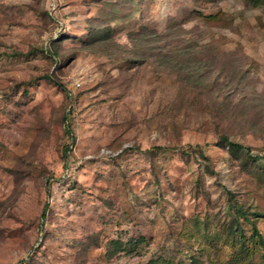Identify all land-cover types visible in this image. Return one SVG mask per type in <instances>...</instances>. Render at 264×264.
Segmentation results:
<instances>
[{"label": "rangeland", "instance_id": "374dc122", "mask_svg": "<svg viewBox=\"0 0 264 264\" xmlns=\"http://www.w3.org/2000/svg\"><path fill=\"white\" fill-rule=\"evenodd\" d=\"M224 136L264 155V0H0V264L259 263L227 225L264 241V161Z\"/></svg>", "mask_w": 264, "mask_h": 264}, {"label": "trees", "instance_id": "16d2710c", "mask_svg": "<svg viewBox=\"0 0 264 264\" xmlns=\"http://www.w3.org/2000/svg\"><path fill=\"white\" fill-rule=\"evenodd\" d=\"M178 27H180V25H178ZM182 28V26H181ZM113 36V30L112 28L108 27V28H103V29H100V30H95V29H91L90 32H89V41L88 42H84V43H90V44H94V43H99L101 41H105V40H110ZM129 38L130 40L132 41H146V42H149V43H152L154 41H162L163 43V46L160 47L161 48H165V47H168V46H171V43H174L176 41H182V36L180 35V33L178 31H174V29H168L167 32H160L157 30V28H154V29H151L148 25H143L138 31H135V30H132V32L129 34ZM189 42H191V40H189ZM187 49V47H186ZM182 54H185V51L183 50V53L182 52H178V55L175 56V63L176 64H179V61L181 60L180 59V56ZM164 59L165 58H170L171 61L174 59V56H166V57H163ZM173 62V61H172ZM166 63V61H165ZM51 79V78H50ZM195 81H200L199 78H196ZM58 86L60 87V89L64 92H66L65 90V86L61 83H58ZM67 97V96H66ZM66 120H65V123H67V126H66V132H69L71 133L70 131V125H69V122H68V118L67 117H64ZM222 146H224L225 148L228 149L229 151V154L233 157V158H239L240 156L243 155V153L245 152L248 156H250V158L254 161V162H259V161H264V155H260V156H255L253 157L251 155V152H250V148H246L245 146H243L242 144H239V143H234L232 142L230 139H228L227 137L224 136L223 138V144ZM202 156L204 158H206L204 156V154H202ZM238 209V208H237ZM236 209V211L238 212V215L239 217L236 218L232 223H229L227 226L228 228V233L230 234V236L232 235V237L230 239L233 240V244H234V247H238V248H235L237 250H241L243 251V246H244V233H243V221L247 222V223H251V228H252V232H253V235L255 237H258L259 241L262 242L264 244V241H263V235L262 233L260 232L258 226H257V223H256V219L257 217H260L259 214L256 215L255 213H247L246 210H244L243 208H239L238 210ZM47 211H48V208H47V205L44 207V210L42 212V218L45 219L46 216H47ZM236 212V214H237ZM252 216V217H256V219H252L250 220L249 217ZM236 237V238H235ZM146 240L144 238H141V239H138V240H131V242H120V241H115L113 242V244H115L119 250H123V251H127L128 253H131L132 251H134L136 249V247H140V245L142 243H144ZM130 243V244H129ZM239 245V246H238ZM241 248V249H239ZM23 261L20 262V264H22ZM148 264H156V261L154 260H150L148 262ZM257 264H264V255L262 254L260 256V260H259V263Z\"/></svg>", "mask_w": 264, "mask_h": 264}]
</instances>
